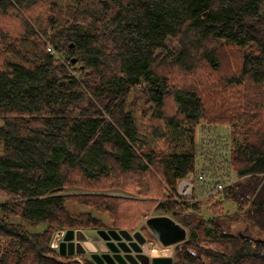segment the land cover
Instances as JSON below:
<instances>
[{
  "label": "trees",
  "instance_id": "16d2710c",
  "mask_svg": "<svg viewBox=\"0 0 264 264\" xmlns=\"http://www.w3.org/2000/svg\"><path fill=\"white\" fill-rule=\"evenodd\" d=\"M0 120V264H108L56 232L159 207L188 229L172 264H264V0H0ZM221 125L211 193L197 131Z\"/></svg>",
  "mask_w": 264,
  "mask_h": 264
},
{
  "label": "water",
  "instance_id": "95a60500",
  "mask_svg": "<svg viewBox=\"0 0 264 264\" xmlns=\"http://www.w3.org/2000/svg\"><path fill=\"white\" fill-rule=\"evenodd\" d=\"M69 46L72 47L73 44L71 43L69 44ZM75 61V58L71 59V62L74 63ZM145 222L147 224L148 229L155 235V237L162 245H174L175 243L182 241L186 238V228L167 214L151 215L145 219ZM97 233L101 236L103 240L110 239V241L107 242V247H110L111 250L121 248L123 251L132 250V252H137L141 254V244H143L146 240L145 236L138 230H135L130 233V231L127 229L108 228L97 229ZM240 234L241 232L238 231L237 235L241 236ZM84 236L85 234L82 230H59L54 236L52 245L53 247H57L59 253L62 254L81 253L84 251V249H87L91 252V259H93L96 263L112 264L114 262H117V264H122L125 259L129 260L130 255L128 254H125L126 256L124 255V257L119 255L121 257L120 259L118 254L116 253L112 255L106 252H102V254L97 253L95 245L97 246V248H99L100 251H104L103 248L99 247L100 243H103L102 241L92 243L88 240H85L83 243H77L75 246V243L73 241L74 238L80 240ZM244 237L250 236L246 235ZM121 238L123 239V241H119L117 243V248H113L110 246V244L113 243V241L111 240H120ZM255 240L264 241V239L259 238H256ZM124 241H129V247H123L122 244L125 243ZM107 247L105 249H107ZM129 261L131 264H136V259H130ZM173 261V255H154L150 258V264H172Z\"/></svg>",
  "mask_w": 264,
  "mask_h": 264
},
{
  "label": "rangeland",
  "instance_id": "374dc122",
  "mask_svg": "<svg viewBox=\"0 0 264 264\" xmlns=\"http://www.w3.org/2000/svg\"><path fill=\"white\" fill-rule=\"evenodd\" d=\"M0 123H1V120H0ZM229 130H230L229 126H226V125L205 126V128H201V127L198 128L197 137L202 147V151L200 153L199 160H198V168L200 167L206 179L211 181L210 186L213 183V179L209 177L210 169L207 170L210 165H213L217 169V172L219 174L221 173L223 174L229 169L227 166L225 157L223 156V152H222L223 150H220L221 145L227 141ZM1 152H2V144L0 142V153ZM227 177L228 176H226L225 178ZM73 191H77V190H73ZM108 194L119 195V193H117L116 191L108 192ZM199 194L200 193L198 190V184L195 182L193 196L199 197ZM216 200H218V197L216 198ZM219 207L220 209H225V210H229L230 212H232L236 209V204L232 201H222L221 203H219ZM153 209H156V208L154 207ZM202 209L203 210L201 213H204V214L210 213L207 207H203ZM187 211H190L189 208ZM160 214H167L172 218L170 213H162L161 208L159 207L157 211L152 210L149 213L145 214L142 220L140 221V223L135 228L136 230L140 231L143 235L146 234L144 236L148 238V241L145 240L146 242L142 244L143 251L140 254L141 264H150V258L151 256H154V255H173V245H162L158 241V239L155 237V235L148 229L147 224L145 222V219L147 218L146 216L160 215ZM8 221L22 223V221L18 217H11L8 219ZM186 230L188 229L186 228ZM83 233L87 237V240L92 243H96V241H101L100 240L101 236L97 233V230H90V231L83 230ZM152 238L153 240H151ZM95 247L97 250L98 248L96 245ZM163 250L165 254L162 253ZM81 255L89 256V250L88 252L81 254Z\"/></svg>",
  "mask_w": 264,
  "mask_h": 264
},
{
  "label": "flooded vegetation",
  "instance_id": "af4514ba",
  "mask_svg": "<svg viewBox=\"0 0 264 264\" xmlns=\"http://www.w3.org/2000/svg\"><path fill=\"white\" fill-rule=\"evenodd\" d=\"M136 229H134L133 231H135ZM133 231H130V233H132ZM145 235V234H144ZM146 237V236H145ZM85 240H87V237L86 236H84L83 238H81L80 240H78V239H76V238H74V243H75V246H76V244L77 243H83ZM103 243H100V245H99V247L100 248H103V250L104 251H100V250H96L97 251V253H99V254H102V252H106V253H108V254H118V256L120 255V256H122V257H124V255L125 254H128V255H130L129 256V260L131 259V260H133V259H136V264H141L140 263V253H137V252H132V250H127V251H123L121 248H118V249H116V250H111L110 249V247H107L108 245H107V242L108 241H110V239L109 240H103L102 238L100 239ZM146 240L148 241V239H147V237H146ZM111 241H113V243H111L110 244V246L111 247H116L117 248V243L119 242V241H123V239L121 238L120 240H111ZM93 242H95V241H93ZM96 242H98V241H96ZM125 243H123L122 245H123V247H125V248H127V247H129V241H124ZM146 242V241H145ZM105 245H106V247H107V249H105L106 247H105ZM141 246H142V244H141ZM80 247V246H79ZM142 251H143V249H142ZM86 252H88V250L87 249H84V251L83 252H81V253H79V254H84V253H86ZM90 254H91V252L89 251V256H90ZM119 256V258L121 259V257ZM126 256V255H125ZM125 259V258H124ZM128 259H125L123 262H122V264H131L130 263V261H129ZM112 264H117V262H114V263H112Z\"/></svg>",
  "mask_w": 264,
  "mask_h": 264
},
{
  "label": "built area",
  "instance_id": "2783aa9c",
  "mask_svg": "<svg viewBox=\"0 0 264 264\" xmlns=\"http://www.w3.org/2000/svg\"><path fill=\"white\" fill-rule=\"evenodd\" d=\"M198 177H199V179H204L203 174H198ZM231 181H232L231 178L230 179L226 178L225 181L215 180L211 185V193L219 192ZM192 189H193L192 172H189L185 177H183L178 182L174 199L177 201H181V197L191 195ZM149 216H151V215H149ZM149 216H146V217H149Z\"/></svg>",
  "mask_w": 264,
  "mask_h": 264
},
{
  "label": "crops",
  "instance_id": "0c3cea01",
  "mask_svg": "<svg viewBox=\"0 0 264 264\" xmlns=\"http://www.w3.org/2000/svg\"><path fill=\"white\" fill-rule=\"evenodd\" d=\"M165 250V249H164ZM164 250L162 251L163 254H165Z\"/></svg>",
  "mask_w": 264,
  "mask_h": 264
},
{
  "label": "bare ground",
  "instance_id": "6f19581e",
  "mask_svg": "<svg viewBox=\"0 0 264 264\" xmlns=\"http://www.w3.org/2000/svg\"><path fill=\"white\" fill-rule=\"evenodd\" d=\"M53 51V50H52Z\"/></svg>",
  "mask_w": 264,
  "mask_h": 264
}]
</instances>
